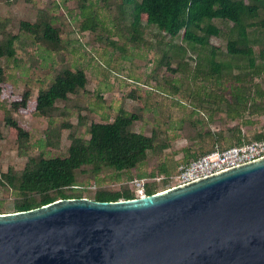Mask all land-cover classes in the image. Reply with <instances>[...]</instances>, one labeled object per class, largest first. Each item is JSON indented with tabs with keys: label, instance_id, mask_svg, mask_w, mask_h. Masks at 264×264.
I'll return each mask as SVG.
<instances>
[{
	"label": "trees",
	"instance_id": "1",
	"mask_svg": "<svg viewBox=\"0 0 264 264\" xmlns=\"http://www.w3.org/2000/svg\"><path fill=\"white\" fill-rule=\"evenodd\" d=\"M120 10L130 18L127 41L131 44L145 45V29L157 30L160 43L166 47L162 49L160 63L170 74H179L193 83L185 90V97L193 105L192 115L204 114L201 113L204 110L205 120L212 122L223 112L227 121L235 122L225 130L209 132L211 142L207 147L197 146L193 151L191 147L184 148V164L216 149L264 140L263 130H254L252 135L243 130L255 124L252 117H264V20H258L264 13V0H121ZM98 21L94 16L86 19L81 30L94 31ZM8 25L9 19L0 17V60L15 57L17 35L7 29ZM19 32L30 35L49 52L63 48L60 30L45 11H40L34 22L20 21ZM212 37L226 41L225 52L210 43ZM188 57H193L192 66ZM86 84L84 70L63 68L33 99L29 87L15 94L0 66V99L10 101L8 109L0 108V115L17 143L19 155L26 156L30 135L13 114L37 115L49 120L55 114L64 116V108L56 104L68 102L69 95L84 90ZM171 87L178 91V87ZM138 120V114L120 110L111 122L91 123L88 139L77 135L68 122L58 128H47L45 137L38 143L37 155L29 156L21 170L9 167L0 174V190L14 196L13 212L38 208L58 199L85 197L82 178L94 181L90 185L95 190L89 198L95 201L136 198L130 185L134 179L147 180L145 195L165 190L169 178L177 172V164L170 166L162 161L148 170L151 155L162 153L167 144L159 143L155 134L145 136L134 132L132 126ZM194 121L195 125L204 123L203 119ZM62 129L70 130L65 155L46 156L50 149L58 147ZM106 177L115 183L122 182L120 187L96 188L105 183ZM156 177L166 179L157 182L153 180ZM3 212L0 200V213Z\"/></svg>",
	"mask_w": 264,
	"mask_h": 264
},
{
	"label": "rangeland",
	"instance_id": "2",
	"mask_svg": "<svg viewBox=\"0 0 264 264\" xmlns=\"http://www.w3.org/2000/svg\"><path fill=\"white\" fill-rule=\"evenodd\" d=\"M120 4L121 0H0V17L9 19L7 29L17 35L14 59L0 60L7 83L12 85L15 94L29 87L34 99L38 90L48 86L63 68L82 69L87 78L84 90L69 95L68 102L56 104L60 109L64 108V116L55 114L49 120L37 115L13 114L30 135L26 156L19 155L17 143L9 135L0 115V174L9 167L21 170L29 156L39 153L38 143L45 137L46 129L58 128L63 122L70 123L77 135L88 139L91 123L111 122L120 110L138 114L139 120L132 130L145 136L155 134L159 143L167 144L162 153L151 155L148 170L162 161L170 166L177 164V170L184 164V148L191 147L193 151L197 146L207 147L211 142L209 132L225 130L235 124L227 121L223 112L212 122L205 120L207 113L204 110H201L204 114L192 115L193 105L191 99L185 97V90L193 83L179 74H170L160 63L162 49L166 47L160 43L154 27L145 29V45L136 46L127 41L130 18L122 15ZM40 11L47 12L60 30L63 48L55 53L45 50L30 35L19 32V22L36 21ZM92 16L99 20L96 29L82 31L81 24ZM258 20H264V13ZM142 26H146L145 23ZM220 27L225 30L222 25ZM210 43L225 52L224 39L212 37ZM188 58L192 66L193 57ZM176 80L178 83L174 82ZM172 85L178 87L177 92ZM1 107L8 109L10 101L0 99ZM197 118L203 119L204 123L193 124ZM252 120L254 125L243 127L247 135H252L254 130L264 131V117H252ZM69 133V129H62L58 147L45 155H65ZM82 181L86 185L84 196L89 198L95 190L90 184L95 183L86 178ZM121 183L106 177L105 183L96 188L118 189ZM0 200L3 213L13 212L14 196L10 192L0 190Z\"/></svg>",
	"mask_w": 264,
	"mask_h": 264
},
{
	"label": "water",
	"instance_id": "3",
	"mask_svg": "<svg viewBox=\"0 0 264 264\" xmlns=\"http://www.w3.org/2000/svg\"><path fill=\"white\" fill-rule=\"evenodd\" d=\"M0 264H264V157L133 199L0 213Z\"/></svg>",
	"mask_w": 264,
	"mask_h": 264
},
{
	"label": "built area",
	"instance_id": "4",
	"mask_svg": "<svg viewBox=\"0 0 264 264\" xmlns=\"http://www.w3.org/2000/svg\"><path fill=\"white\" fill-rule=\"evenodd\" d=\"M264 157V140L246 143L239 147H231L225 150H214L203 155L188 164L180 165L175 175L169 179L166 189L184 186L209 176L227 171L229 169L254 162ZM165 177H156L154 181H161ZM146 179H134L130 185L137 197L143 196ZM165 189V190H166ZM163 191V190H162Z\"/></svg>",
	"mask_w": 264,
	"mask_h": 264
}]
</instances>
